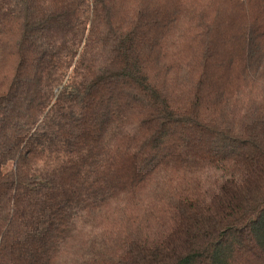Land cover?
Returning a JSON list of instances; mask_svg holds the SVG:
<instances>
[{"label":"trees","instance_id":"16d2710c","mask_svg":"<svg viewBox=\"0 0 264 264\" xmlns=\"http://www.w3.org/2000/svg\"><path fill=\"white\" fill-rule=\"evenodd\" d=\"M217 1L0 0V264H264V0Z\"/></svg>","mask_w":264,"mask_h":264},{"label":"rangeland","instance_id":"374dc122","mask_svg":"<svg viewBox=\"0 0 264 264\" xmlns=\"http://www.w3.org/2000/svg\"><path fill=\"white\" fill-rule=\"evenodd\" d=\"M232 1L233 0H218L217 4H218L220 10H222L223 12H227V13L230 12L231 15L233 16V18H235L237 15V10L239 7L236 4H232ZM223 34L224 33L218 34V36H222Z\"/></svg>","mask_w":264,"mask_h":264}]
</instances>
